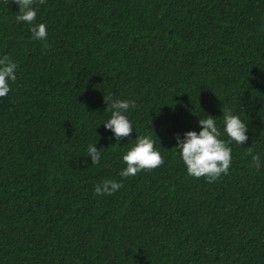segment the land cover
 Here are the masks:
<instances>
[{
    "label": "trees",
    "instance_id": "16d2710c",
    "mask_svg": "<svg viewBox=\"0 0 264 264\" xmlns=\"http://www.w3.org/2000/svg\"><path fill=\"white\" fill-rule=\"evenodd\" d=\"M36 7L45 40L14 21L15 0H0V55L18 65L0 97V264H264V166L247 154L264 165V0ZM113 99L135 102L119 142L101 123ZM222 109L249 139L208 183L186 173L175 136L208 114L222 128ZM137 134L163 163L120 177ZM108 178L122 187L95 195Z\"/></svg>",
    "mask_w": 264,
    "mask_h": 264
},
{
    "label": "clouds",
    "instance_id": "9594fccd",
    "mask_svg": "<svg viewBox=\"0 0 264 264\" xmlns=\"http://www.w3.org/2000/svg\"><path fill=\"white\" fill-rule=\"evenodd\" d=\"M44 2L45 0H39L41 4ZM15 3L18 5V11L14 21L28 25L31 38L45 40L46 25L36 22L37 0H15ZM17 68V63L9 55H0V97L10 92L11 82L17 79ZM106 106L109 108L110 116L101 122L104 128L112 133L117 142L122 137H130L134 127L127 113L130 108L135 107V102L131 99H113ZM222 117V128L217 125V117L208 114L205 118H199V131L186 130L182 136L180 134L175 136L176 154L179 155L189 176L204 177L208 183H212L221 174L226 175L232 161L230 145L233 143L244 145L249 139L247 123L239 115L234 114L231 109H222ZM222 133L227 139L221 138ZM133 140L135 143L121 154L124 167L118 172L120 177L135 176L141 170L154 169L163 163V157L154 147L155 140L150 135L137 134ZM247 154L251 157L252 167L259 170L264 166L261 153L254 152L249 147ZM85 156L90 157L91 165H96L100 163L102 153L97 149L96 143H90L87 145ZM121 187L122 183L118 180L103 179L94 185V194L111 196Z\"/></svg>",
    "mask_w": 264,
    "mask_h": 264
}]
</instances>
